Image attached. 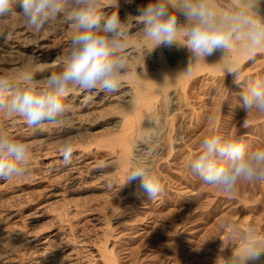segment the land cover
I'll use <instances>...</instances> for the list:
<instances>
[{"label":"rangeland","instance_id":"rangeland-1","mask_svg":"<svg viewBox=\"0 0 264 264\" xmlns=\"http://www.w3.org/2000/svg\"><path fill=\"white\" fill-rule=\"evenodd\" d=\"M14 7L17 12L21 10L19 4ZM44 30L48 32L42 40L52 49L69 44L73 35L70 24L62 17ZM43 31L36 34L41 37ZM34 35L35 32L27 28L19 17L0 21V76L14 81L24 73L32 74L39 81L49 76L34 74L35 66L28 62L31 53L28 47L34 45ZM13 45L14 48L11 47ZM234 72L238 75H214L210 72L196 76L189 87L190 104L184 106L186 116L174 121L175 128L187 123L183 140L173 138L176 130L172 131L167 124L159 137V153L144 154L148 166L162 184V191L156 198L148 197L140 179L123 185L127 174L122 184L124 187L113 194L115 192L106 186L113 182L111 176L106 180L104 176L96 178L90 172L77 186L81 190L77 189L79 191L74 197L68 196L67 202L72 204V209L76 206L86 208L92 217L85 226L91 227H87L89 231L79 232L81 237L88 239L86 247H83L86 255L82 248L83 260H92L82 261V264L99 261L93 245L104 244V240H107L110 254L118 264H222L240 251L242 234L264 239V181L245 184L241 180L234 191L226 192L219 186L203 183L189 167V162L201 152V141L212 135L239 139L248 150L264 147V113L254 109L246 114L241 101V93L247 90L250 82L264 79V50H259L254 60L248 59ZM192 117L193 122H188ZM49 124L46 122V126ZM0 128L12 138L28 144L31 158L25 175L7 180L5 195H15L11 198L29 203L30 209L26 212L34 211L29 220L38 227L53 224L55 214L65 200L53 202L55 198L51 197V191L63 180H50L49 175L54 170L47 162L62 156L60 149L68 138L72 140L73 153L79 152L81 139L77 135H39L18 115L3 111H0ZM96 130L92 134L94 146L100 142L101 145L103 139L112 134L102 130L106 134L103 135L101 129ZM95 152L90 154V159L102 160L100 150ZM51 181L56 182L51 184ZM46 183L49 187L44 188ZM105 214L112 218L109 224L103 221ZM81 218L80 214L76 218L74 215L72 220L77 222ZM28 259L25 258L26 262Z\"/></svg>","mask_w":264,"mask_h":264},{"label":"clouds","instance_id":"clouds-1","mask_svg":"<svg viewBox=\"0 0 264 264\" xmlns=\"http://www.w3.org/2000/svg\"><path fill=\"white\" fill-rule=\"evenodd\" d=\"M262 2L227 0L221 5L219 0H151L138 7L137 17L121 20L118 12L110 15L103 12L102 0H0V21L19 17L27 28L40 33L62 17L73 31L69 51L60 60L63 65L60 71L42 81L28 73L17 81L0 76V111L18 115L29 128L39 129L46 122L63 123L67 111L65 98L74 87L82 92L117 93L122 77L129 72L125 38L130 34L133 19L142 25L139 34L152 45L145 55L159 46L186 47L190 58L184 72L188 74L192 73L194 64L205 62L217 51L223 53L220 61H224L234 43H240L248 58L254 60L258 51L264 49V15L258 10ZM17 3L19 12L14 7ZM108 6L118 8L119 0H108ZM180 16L184 17L183 23ZM233 63L222 64L227 75H238ZM241 101L246 114L254 109L264 113V79L250 82L241 93ZM148 122L155 126L150 116ZM159 135L157 132L151 139L155 141ZM60 152L63 164L70 165L71 138L64 140ZM30 160L28 144L0 128V180L25 175ZM189 167L203 183L232 192L241 180L264 181V147L248 150L239 139L212 135L201 141V152L189 162ZM135 179H140L150 199L162 191L158 175L136 160L123 185ZM107 187L112 188L111 182ZM241 239L243 246L227 264H248L264 255V240L250 234H242Z\"/></svg>","mask_w":264,"mask_h":264},{"label":"bare ground","instance_id":"bare-ground-1","mask_svg":"<svg viewBox=\"0 0 264 264\" xmlns=\"http://www.w3.org/2000/svg\"><path fill=\"white\" fill-rule=\"evenodd\" d=\"M149 2L151 0H132L131 3L128 0H119V7L114 8L107 7L108 0H102L104 4L103 12L108 15L118 12L121 20H126L129 16L137 17L139 15L137 12L138 7L145 6ZM219 3L225 5L227 0H219ZM258 10L261 15H264V2L259 5ZM179 19L182 23L184 22L183 16H180ZM130 27V34L125 38L129 72L122 77L119 91L108 95L99 90L82 92L74 87L68 97L65 98L67 111L63 123L49 124V126H46L45 123L39 129H34L37 134L47 137L77 135L81 139V142L80 139L78 141L82 147H80L79 152L73 153L70 165L65 166L63 164L62 156L50 159L47 162L50 164L49 167L54 170L52 175H49L50 180H53V178L56 181L59 178L61 181L63 180L59 183L60 186L51 191V197L55 198L53 202L65 200L63 207L55 214L54 223L43 228L38 227L34 221H30L29 218L34 213V211L26 212L30 209V204L11 198L15 195H5L7 181L0 180V264H82L83 258L85 259L82 248L86 247L85 243H88V239L81 237L79 234L89 228L85 226L86 223L91 221L92 217H89L90 211L86 208L80 209L76 206L72 209V204L70 205L67 202V198L81 190L77 186L84 180V176L89 172L97 176L96 178L99 175L104 176L106 180L111 176L110 180L113 178V182L111 181L112 188L110 190L115 192L113 194H117L122 188L120 186H122L134 160L148 165L144 154L149 152L159 153V137L164 132L167 124H170L172 131L176 130V137L173 138H182L183 140L187 123L175 128L174 121L176 119L180 120L186 113L184 106L190 104L188 100L189 87L196 76L210 72L214 75L224 74L225 76L226 73L222 68L223 63L235 61L232 66L236 71L239 66L249 59L242 45L234 43L230 55L224 61H220L223 53L217 51L207 57L205 62L201 61L194 64L192 73L188 74L184 72L188 67L190 58V53L186 47L159 46L145 55V50L150 49L152 45L139 34L142 25L133 19ZM47 32L48 30H44L41 37L35 33L34 45L28 47L31 52L28 62L35 66L32 71L37 75H50L53 72L60 71L63 67L60 60L69 51V44L55 49L48 48V44L42 40ZM14 46L11 47L14 48ZM16 47L20 51L19 46ZM10 52L12 53L14 50H10ZM149 116L155 121V126L148 122ZM198 117L197 115L196 118ZM193 120L192 117L188 122L191 123ZM21 121L26 125L22 118ZM96 128V132L101 129V131L106 130V134L112 133L109 138L107 136L105 137L106 140L103 139L104 142L102 141L101 145V142L99 145L97 144L99 148L96 147L97 145H93L95 138L92 134ZM157 132L160 135L157 140L153 141L151 138ZM105 133L103 132V135H106ZM170 138H172V135H170ZM171 144L173 147L172 139ZM97 149L100 150L102 160H98L100 158H97V160L90 159V154L96 153ZM150 149H153V151ZM146 150H148L147 153ZM53 183L51 181V184ZM243 183L254 184L255 181H243ZM47 187H49V183L44 185V188ZM76 202H79V200H76ZM79 214L82 218L74 222L72 217L75 215L76 218V215ZM109 216V214L102 216L105 224H109L110 219H112ZM108 227L107 229H109ZM89 229L86 231H89ZM78 235L80 239H78ZM72 242L78 244L73 245ZM93 247L94 251L98 253L96 254L99 256V261L96 263L95 260L92 264H118L116 258L110 254L111 249L109 250L107 240L106 242L104 240V244H95ZM26 257L29 258L27 262ZM86 262L84 261V263ZM222 264H227V262ZM248 264H264V255L261 256L259 261H249Z\"/></svg>","mask_w":264,"mask_h":264}]
</instances>
